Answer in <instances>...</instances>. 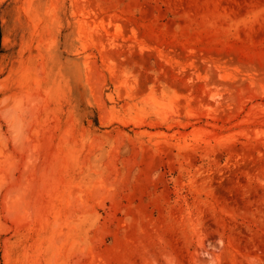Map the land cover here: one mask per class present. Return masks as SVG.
Returning <instances> with one entry per match:
<instances>
[{
  "label": "rangeland",
  "instance_id": "obj_1",
  "mask_svg": "<svg viewBox=\"0 0 264 264\" xmlns=\"http://www.w3.org/2000/svg\"><path fill=\"white\" fill-rule=\"evenodd\" d=\"M0 24V264H264V0Z\"/></svg>",
  "mask_w": 264,
  "mask_h": 264
},
{
  "label": "trees",
  "instance_id": "obj_2",
  "mask_svg": "<svg viewBox=\"0 0 264 264\" xmlns=\"http://www.w3.org/2000/svg\"><path fill=\"white\" fill-rule=\"evenodd\" d=\"M1 36H2V32H1V24H0V48H1Z\"/></svg>",
  "mask_w": 264,
  "mask_h": 264
},
{
  "label": "bare ground",
  "instance_id": "obj_3",
  "mask_svg": "<svg viewBox=\"0 0 264 264\" xmlns=\"http://www.w3.org/2000/svg\"><path fill=\"white\" fill-rule=\"evenodd\" d=\"M133 258H136V257H133Z\"/></svg>",
  "mask_w": 264,
  "mask_h": 264
}]
</instances>
